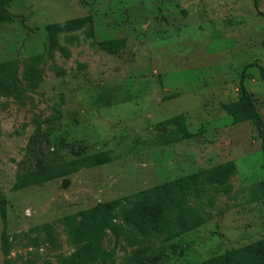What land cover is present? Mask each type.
Here are the masks:
<instances>
[{"label":"rangeland","instance_id":"rangeland-1","mask_svg":"<svg viewBox=\"0 0 264 264\" xmlns=\"http://www.w3.org/2000/svg\"><path fill=\"white\" fill-rule=\"evenodd\" d=\"M243 70L264 133V0L0 7V264H74L87 242L73 229L108 202L119 234L106 230L108 257L94 264L259 261L261 139L232 117ZM40 151L56 163L105 152L106 162L14 188ZM130 212L158 214L162 232L145 235Z\"/></svg>","mask_w":264,"mask_h":264},{"label":"trees","instance_id":"trees-1","mask_svg":"<svg viewBox=\"0 0 264 264\" xmlns=\"http://www.w3.org/2000/svg\"><path fill=\"white\" fill-rule=\"evenodd\" d=\"M9 1L11 0H0V7H3ZM244 73L245 70L241 72L238 104L232 112V117L234 122H239L240 120L247 118L254 125L257 134L261 139V150L264 158V133L262 129V120L250 93L243 85ZM12 83L14 95L20 97L22 90L20 87V79L16 72L12 75ZM105 155V152H98L76 157L68 162H61L60 160V162L56 163L47 160V154L40 151L35 158V163H32L28 168L24 169V171L17 175L13 187L16 189H22L60 177L65 179V176L76 173L82 168H91L104 164L106 162V159L104 158ZM258 187L264 194V179L259 182ZM115 204V202L98 203L83 213V222L73 229L72 237L77 243L86 241L87 249L84 255L74 258V264H94L96 261L105 260L108 257V254L104 251L102 242L105 238L107 229L112 230L116 235L119 234V227L116 224L109 222ZM130 213L128 220L145 235H158L162 232L158 214L151 222H146L145 219L136 217L133 212ZM45 229L47 230L44 233V242H54L55 237L51 228L46 227ZM2 241L4 254L7 255V239L4 238ZM145 253H147V248L140 252V254ZM258 255L259 261L257 256V258H255L257 260L256 262L254 261L253 256H247L246 264H264V245ZM141 260L142 258L139 255H134L133 261L136 262V264H142ZM225 264H230V260H227Z\"/></svg>","mask_w":264,"mask_h":264},{"label":"crops","instance_id":"crops-1","mask_svg":"<svg viewBox=\"0 0 264 264\" xmlns=\"http://www.w3.org/2000/svg\"><path fill=\"white\" fill-rule=\"evenodd\" d=\"M174 91V90H173ZM177 101H179V98L177 99Z\"/></svg>","mask_w":264,"mask_h":264}]
</instances>
